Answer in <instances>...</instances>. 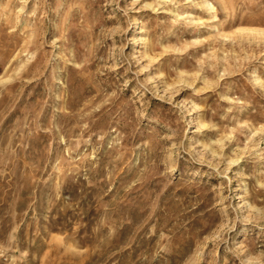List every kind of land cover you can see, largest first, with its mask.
<instances>
[{"label": "rangeland", "instance_id": "rangeland-1", "mask_svg": "<svg viewBox=\"0 0 264 264\" xmlns=\"http://www.w3.org/2000/svg\"><path fill=\"white\" fill-rule=\"evenodd\" d=\"M0 264H264V0H0Z\"/></svg>", "mask_w": 264, "mask_h": 264}]
</instances>
